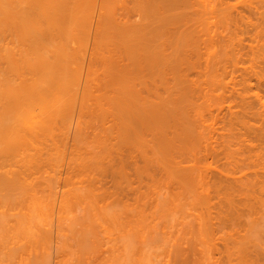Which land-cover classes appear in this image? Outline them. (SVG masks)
<instances>
[{
    "label": "rangeland",
    "instance_id": "1",
    "mask_svg": "<svg viewBox=\"0 0 264 264\" xmlns=\"http://www.w3.org/2000/svg\"><path fill=\"white\" fill-rule=\"evenodd\" d=\"M65 3L66 89L39 69L15 113L42 128L0 192L2 263L264 264V0Z\"/></svg>",
    "mask_w": 264,
    "mask_h": 264
},
{
    "label": "bare ground",
    "instance_id": "2",
    "mask_svg": "<svg viewBox=\"0 0 264 264\" xmlns=\"http://www.w3.org/2000/svg\"><path fill=\"white\" fill-rule=\"evenodd\" d=\"M41 10V12L39 13L38 11ZM76 16L74 15L73 12H71V9L69 7L66 6L65 0H0V130L1 127H7L6 125H8L9 127L7 128L8 130H5L4 132V138H6L5 136L7 135V140H4V138L0 137V192H2L3 190H14V186L16 184L15 182V177H17V175L15 176V169H13L14 167H16L14 165V162H18V160L22 163L23 166H25V160L27 161V159L25 157H23L25 154V152L27 151V149L25 148V146L23 145V147H21L19 150V153L15 152L16 146L20 144H25L26 141H24L23 139L27 138L26 136H28V132L27 131V126L29 127V130L31 132V130L33 129V131L31 132L34 133L35 131L37 132V129L42 128L41 126L39 127L36 123V125H34L32 122H29V118H27V116L31 115L29 114L30 112H28L29 115H27V111L26 113H22L24 112V110L26 109V107L23 108L24 110H22L21 108L18 107L19 101L23 102L24 101V97L26 98L25 102L27 100H31V102L33 101L32 98V94H34L33 96H35L37 93L34 91H28L26 88V81L30 80L33 78V75H35V73L40 69L42 70L44 73H49L50 75H53L55 79L58 80V82L60 83V85L62 86V89H66L65 87L67 86V79L69 74L67 73V67H68V63L70 62L71 59V54L68 51V41L67 40H63L62 38V32L66 33L68 35V33L71 34V31H73L76 27ZM67 24V32H66V25ZM65 29V30H64ZM64 33L65 36H67ZM47 34V37H46ZM49 34V36H48ZM49 37H51V41L53 46L51 47H46L47 43L45 44L46 39L44 40V38H47L48 40ZM47 40V41H48ZM65 42H63V41ZM48 48H52V49H48ZM49 52H52L55 55V58H58V63H54L49 59ZM56 58V60H57ZM54 64L55 66L57 65L58 68H62V70L60 71V69H55L54 70ZM44 67V69H41V67ZM40 67V68H39ZM42 67V68H43ZM55 67V68H57ZM60 72H59V71ZM56 71V72H55ZM58 71V73H57ZM18 78V80H17ZM14 80V81H13ZM13 81V82H12ZM16 81L21 82V84L16 83ZM25 86L26 91H24V97L22 96L23 93V87ZM24 88V90H25ZM26 92V93H25ZM37 96V95H36ZM35 96V97H36ZM21 97L23 98V101L21 100ZM37 98V97H36ZM29 103V101H27V104ZM23 105V104H22ZM25 105V104H24ZM161 105V104H160ZM17 106V107H15ZM153 106V105H152ZM15 110L18 108L21 109L19 111ZM156 107V106H155ZM152 108V107H151ZM193 109H195L193 107ZM161 110V109H160ZM22 111V112H21ZM14 112V113H13ZM19 113L21 112L24 116L27 115L25 118L27 119V124L25 123V118L22 119V121H24V128L22 132H24L23 134H21L22 129H20L22 127V125H20V121L17 120V117H19V114L15 113ZM155 112V111H154ZM160 112V111H159ZM157 113V112H156ZM193 113V112H192ZM14 114V115H13ZM21 114V115H22ZM151 114V113H150ZM194 114V113H193ZM192 114V115H193ZM19 115V116H18ZM159 115V113H158ZM17 116V117H16ZM22 116V118L24 117ZM30 118H33L32 116H29ZM201 117V115H200ZM35 118V117H34ZM166 118V117H165ZM164 118V119H165ZM191 118V117H190ZM21 119V118H20ZM203 119V118H202ZM40 120V119H39ZM42 120V119H41ZM40 120V121H41ZM21 121V122H22ZM32 121V119H31ZM35 121V120H34ZM192 121V119H191ZM19 122V124L17 123ZM39 122V121H37ZM200 122V121H199ZM33 125H32V124ZM42 123V122H41ZM44 123V121H43ZM198 123V122H197ZM14 124V125H13ZM15 124H17V127L15 128ZM199 124V123H198ZM18 125H19V129H18ZM33 126V128H31ZM36 126V128H35ZM37 126L39 128H37ZM204 126V125H203ZM202 127V126H200ZM35 128V129H34ZM163 128V127H162ZM254 128V127H253ZM44 129V128H43ZM41 129V131L43 130ZM263 129V128H262ZM4 129H2L3 132ZM17 130L18 132L21 134L19 135V133L17 134ZM8 131V132H7ZM202 131V129H201ZM254 131V130H253ZM35 132V133H36ZM40 132V131H38ZM8 133V134H7ZM28 133V134H27ZM0 134L1 131H0ZM6 134V135H5ZM17 134V135H16ZM37 134V133H36ZM195 134V133H194ZM202 134V133H200ZM183 135H185L183 133ZM189 135V134H188ZM19 136V137H18ZM186 136V135H185ZM193 136V135H192ZM256 136V135H254ZM197 137V136H196ZM199 137V136H198ZM201 137V136H200ZM30 136H28L27 139H29ZM35 138V137H32ZM183 138H185L183 136ZM25 139V140H27ZM36 139V138H35ZM191 139V138H190ZM195 139V138H194ZM192 137V141L194 140ZM197 139V138H196ZM23 140V141H21ZM33 140V139H32ZM29 141V140H27ZM183 141V140H182ZM185 141V140H184ZM199 144L202 143L200 142V138L198 140ZM261 142V141H260ZM35 143V142H34ZM195 143H197L196 140H194V145ZM29 144V142H28ZM262 144V143H261ZM31 145V144H30ZM193 145V147H195ZM36 146V145H35ZM192 146V144H191ZM190 146V147H191ZM25 148V149H22ZM28 148V147H27ZM31 148V147H30ZM200 148V145H199ZM18 149V148H17ZM16 149V150H17ZM26 150V151H25ZM33 150V149H32ZM180 150V149H179ZM192 150V149H191ZM190 150V151H191ZM194 150H197V148L193 149L192 151L194 152ZM30 152V150H28ZM38 151V150H36ZM33 152V151H32ZM31 152V154H33ZM181 152V151H179ZM195 153V152H194ZM29 154V153H27ZM39 154V153H38ZM192 154V153H191ZM34 155V154H33ZM194 155V154H193ZM29 156V155H28ZM35 156V155H34ZM33 156V157H34ZM196 156V155H194ZM19 157V159L17 158ZM22 157V160L24 162H22V160H20ZM39 157V156H38ZM192 157V156H191ZM190 157V158H191ZM193 158V157H192ZM197 158V157H195ZM17 159V160H16ZM32 160V159H30ZM34 160V159H33ZM193 160V159H192ZM195 161V160H194ZM15 162V164H16ZM18 162V163H20ZM34 162V161H33ZM28 165V163H26ZM26 165V167H27ZM195 165V164H193ZM19 166V164H18ZM25 167V168H26ZM29 167V166H28ZM192 167V166H191ZM190 167V168H191ZM196 167V165H195ZM19 168V167H17ZM24 168V167H23ZM24 168V169H25ZM201 168V167H200ZM194 169V168H193ZM2 170V171H1ZM20 170V169H19ZM192 170V169H190ZM194 171V170H192ZM197 171V170H196ZM203 171V170H202ZM260 171V170H259ZM18 171H16L17 174ZM25 173V170L23 171ZM22 172V174H23ZM186 172V171H185ZM256 172V171H255ZM21 173V172H20ZM203 173V172H202ZM189 174V173H188ZM190 174H193V172H191ZM195 174V173H194ZM199 174V173H198ZM204 174V173H203ZM203 174H199V175H203ZM231 174V173H230ZM262 174V173H261ZM264 174V173H263ZM21 175V174H19ZM185 175H187V173H185ZM197 175V174H195ZM188 176V175H187ZM205 176V175H204ZM203 176V177H204ZM228 176V175H227ZM231 176V175H230ZM259 176V175H258ZM186 177V176H185ZM190 177V178H189ZM189 177H186L184 180H187V184L184 186V188L189 189V187L194 188L193 183L190 186V179L193 178L192 175ZM184 178V177H183ZM182 178V179H183ZM254 178V177H253ZM262 178V177H261ZM203 179V178H202ZM228 179V178H227ZM258 179V178H257ZM19 180V178L17 179ZM195 180V179H194ZM206 182V179H204ZM20 181V180H19ZM21 182V181H20ZM185 182V181H183ZM196 182V181H195ZM194 182V183H195ZM199 182V181H198ZM15 183V184H14ZM180 183V182H179ZM201 183V182H200ZM257 183V182H256ZM261 183V182H260ZM21 184V183H20ZM184 184V183H182ZM202 184V183H201ZM262 185L264 184L263 182L261 183ZM198 186V184H196ZM205 185V184H202ZM207 186V185H206ZM264 186V185H263ZM260 187V186H259ZM22 188V187H21ZM208 187H206L207 189ZM211 189V187H209ZM264 188V187H262ZM187 189V190H188ZM191 190V189H190ZM205 190V189H204ZM209 190V189H208ZM196 191L198 192L197 188ZM251 191V190H250ZM254 191V189H253ZM203 192V191H201ZM206 192V190H205ZM196 193V192H195ZM194 193V194H195ZM251 193V192H250ZM193 194V195H194ZM200 194V192H199ZM204 194V192H203ZM202 194V195H203ZM210 194V192H209ZM247 194V193H246ZM257 194V193H256ZM255 194V195H256ZM192 195V194H191ZM219 195V194H218ZM242 196V195H240ZM250 196V194H249ZM254 196V195H253ZM261 196V195H260ZM192 197V196H191ZM256 197V196H254ZM253 197V198H254ZM198 198V197H197ZM242 198V197H241ZM260 198V197H258ZM257 200V198H255ZM254 199V200H255ZM261 199V198H260ZM258 199V201L260 200ZM207 200V198H206ZM255 200V201H256ZM264 201V197L261 199ZM248 201V200H247ZM254 201V202H255ZM256 201V202H258ZM227 202V201H226ZM253 202V203H254ZM260 202V201H259ZM262 202V201H261ZM230 203V202H229ZM264 202H262L263 205ZM222 204V203H221ZM251 204V203H250ZM255 204V203H254ZM248 205V203H247ZM257 206V205H256ZM264 206V205H263ZM235 207V206H234ZM251 207V206H250ZM262 207V206H261ZM231 208V207H230ZM260 209V208H259ZM258 209V210H259ZM37 211H38V206H37ZM229 211V210H228ZM233 211V209H232ZM231 211V212H232ZM243 211V210H242ZM59 212V211H58ZM236 212V211H234ZM3 213L6 214V211H3ZM238 213V212H237ZM249 213V212H248ZM251 213V212H250ZM39 214V213H38ZM41 214V213H40ZM240 215V213H239ZM242 215V214H241ZM256 215V214H255ZM260 215V214H259ZM263 215V213H262ZM59 216V214H58ZM43 217V216H42ZM61 217V216H60ZM4 218H6L4 216ZM62 218V217H61ZM1 219H3L1 217ZM42 219V218H41ZM237 219V218H236ZM8 220V219H7ZM239 220V219H238ZM254 220V219H253ZM252 220V222H253ZM3 221V222H2ZM1 221V224L6 225V220L4 221V219ZM203 221V220H202ZM201 221V223H202ZM258 221V219H257ZM9 222V221H8ZM7 222V226L8 223ZM29 222V221H28ZM231 222V221H230ZM234 222V221H233ZM19 223V222H18ZM200 223V224H201ZM238 223V222H237ZM0 224V226H1ZM205 226V222L202 223ZM257 224V223H256ZM19 225V224H18ZM20 225L21 222H20ZM25 225V224H24ZM27 225V224H26ZM23 226L22 229L20 230V226H19V230L20 232L23 231L24 229H27L30 227V224L28 225V227ZM207 226V225H206ZM216 226V225H215ZM25 227V228H24ZM201 227V226H200ZM202 228V227H201ZM200 228V229H201ZM219 229V228H218ZM73 230V229H72ZM68 231V230H67ZM202 231V230H201ZM22 233V232H21ZM31 233V232H29ZM33 233V231H32ZM61 232H59L60 234ZM234 233V232H233ZM242 233V232H241ZM2 234V233H1ZM23 234V235H24ZM207 234V233H206ZM232 234V233H231ZM244 234V233H243ZM27 235H31V234H27ZM51 235V234H50ZM53 235V234H52ZM51 235V236H52ZM63 235V234H62ZM72 235V234H71ZM236 235V233H235ZM240 235V234H239ZM245 235V234H244ZM2 236V235H1ZM0 236V248L2 250V248H5L7 250V246L5 245V241H2V237ZM68 236V235H67ZM31 237V236H29ZM69 237V236H68ZM240 237V236H239ZM249 237V236H248ZM27 238V237H26ZM52 238V237H51ZM237 238V237H236ZM241 238V237H240ZM234 239V238H233ZM51 240V239H50ZM55 240V238H54ZM58 240V239H57ZM235 240V239H234ZM238 240V239H237ZM241 240V239H240ZM53 241V240H52ZM47 242V241H46ZM45 242V244H46ZM56 242V240H55ZM75 242V241H74ZM77 242V241H76ZM238 242V241H237ZM236 242V243H237ZM44 243V242H42ZM40 243V248H41V244ZM48 243V242H47ZM58 242H56L57 244ZM61 243V242H60ZM239 243V242H238ZM51 244V243H49ZM47 246H50L48 244H46ZM5 246V247H3ZM52 246V245H51ZM58 245H56L57 248ZM7 247V248H6ZM43 247V246H42ZM60 247V244L59 246ZM243 248V247H242ZM42 249V248H41ZM47 250V248L43 247V250ZM4 250V249H3ZM40 251V249H38ZM37 250V251H38ZM42 250V251H43ZM44 250V252H45ZM240 250V249H239ZM244 250V249H243ZM37 252L38 254L41 253ZM34 252V251H32ZM43 255L45 256L46 253ZM55 252V250H54ZM263 252V251H261ZM11 253V252H10ZM49 253V252H48ZM47 253V254H48ZM74 253V252H73ZM256 253V252H255ZM264 253V252H263ZM9 254V253H8ZM12 254V253H11ZM50 254V253H49ZM58 254V253H57ZM55 254V256L57 255ZM76 254V253H75ZM2 255V253L0 254V256ZM30 254V261L31 264H36L37 262H35L31 257ZM52 255V254H50ZM61 255V253H60ZM74 255V254H73ZM35 256V254H34ZM33 256V257H34ZM37 256V255H36ZM76 256V255H75ZM61 257V256H60ZM60 257H56L57 261L54 263L52 262V264H60V260H58V258ZM263 257V256H262ZM4 260V262H6V259H4V257H0V264H4L2 263V259ZM37 258V257H36ZM35 258V259H36ZM39 258H41L39 256ZM43 258V257H42ZM63 257H61L62 259ZM75 258V257H74ZM77 258V257H76ZM254 258V257H253ZM32 259V260H31ZM261 259V258H260ZM37 260V259H36ZM51 260V257H50ZM55 260V259H54ZM64 260V259H63ZM62 260V261H63ZM264 260V259H263ZM29 261V262H30ZM34 261V262H32ZM38 262L41 261V259L37 260ZM28 262V261H25ZM28 262V263H29ZM51 262V261H50ZM50 262L46 263V261L43 260V262H39L40 264H50ZM68 262V261H67ZM25 263V264H28ZM37 263V264H39ZM63 263V262H62ZM7 264V263H5ZM10 264V263H9ZM70 264V263H69Z\"/></svg>",
    "mask_w": 264,
    "mask_h": 264
}]
</instances>
